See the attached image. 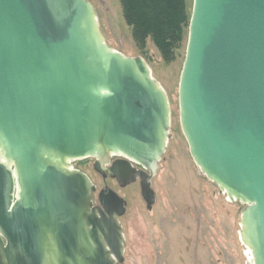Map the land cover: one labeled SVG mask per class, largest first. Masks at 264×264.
Masks as SVG:
<instances>
[{"label":"water","instance_id":"1","mask_svg":"<svg viewBox=\"0 0 264 264\" xmlns=\"http://www.w3.org/2000/svg\"><path fill=\"white\" fill-rule=\"evenodd\" d=\"M178 98L194 163L246 205L264 264V0H193ZM169 131L165 92L106 46L87 0H0V264H121L126 203L95 208L70 162L122 156L153 177ZM123 165L124 188L141 174Z\"/></svg>","mask_w":264,"mask_h":264},{"label":"rangeland","instance_id":"2","mask_svg":"<svg viewBox=\"0 0 264 264\" xmlns=\"http://www.w3.org/2000/svg\"><path fill=\"white\" fill-rule=\"evenodd\" d=\"M87 1L106 46L125 57L142 58L169 104L170 137L152 178L155 200L150 208L141 198L137 183L124 188L112 186L91 169V160L72 161L73 168L87 174L95 185L94 205L105 185L126 203L125 213L119 218L124 237L121 264H250L251 252L240 234L246 205L228 199L202 174L181 130L178 86L188 20L183 25L182 42L169 53H162L150 37L139 46L134 42L120 0ZM184 1L185 16H191L193 0ZM82 162L89 168L80 165Z\"/></svg>","mask_w":264,"mask_h":264},{"label":"trees","instance_id":"3","mask_svg":"<svg viewBox=\"0 0 264 264\" xmlns=\"http://www.w3.org/2000/svg\"><path fill=\"white\" fill-rule=\"evenodd\" d=\"M122 15L131 28L134 42L139 46L151 38L162 53H169L183 40L184 0H120Z\"/></svg>","mask_w":264,"mask_h":264},{"label":"flooded vegetation","instance_id":"4","mask_svg":"<svg viewBox=\"0 0 264 264\" xmlns=\"http://www.w3.org/2000/svg\"><path fill=\"white\" fill-rule=\"evenodd\" d=\"M83 160H85V161L91 160L92 161L91 162L92 164L90 166L91 169L94 170L97 173V175L104 182H106V183L110 182L112 186L119 187V188H123V187L120 186V184L118 183V181H117V179L115 177L117 175L120 177V175H119L120 174V170L125 168L123 164L126 163L132 169H135L137 172H139L141 174L139 177H137L136 182H135V183H137V186L139 187L140 196L143 199L146 207L147 208L151 207L152 204H149V202H154V200H155L154 192H153L152 187H151L152 186L151 182H152V178L154 177V175H153V177H151V175H150V173L148 171L144 170L143 168H141L136 163H134V162L122 157V156L110 155L107 158V161L105 163H103L102 165H99V166H97L99 161L96 158L89 157V158L80 159V160H77V161L80 162V161H83ZM80 165L89 168V165L87 163L84 164L82 162V164H80ZM97 169L100 170L101 172H98ZM79 171H81V170H79ZM87 177H88V175H87ZM90 181H91V179H90ZM94 187H95V185H94ZM96 192H97V189L95 187L94 195H95ZM112 192L115 193L111 188L108 187V185H105L102 189H100L98 191L97 195H96V204L95 205H94V195H93V205H94V207L102 209V203L112 194Z\"/></svg>","mask_w":264,"mask_h":264},{"label":"bare ground","instance_id":"5","mask_svg":"<svg viewBox=\"0 0 264 264\" xmlns=\"http://www.w3.org/2000/svg\"><path fill=\"white\" fill-rule=\"evenodd\" d=\"M230 201V200H229ZM241 234V233H240ZM250 264H253V260H252V255L250 256V260H249Z\"/></svg>","mask_w":264,"mask_h":264}]
</instances>
